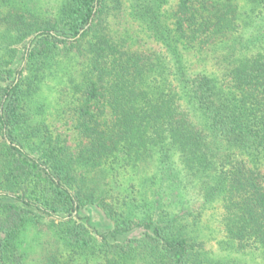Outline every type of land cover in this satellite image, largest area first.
Segmentation results:
<instances>
[{
  "label": "trees",
  "instance_id": "1",
  "mask_svg": "<svg viewBox=\"0 0 264 264\" xmlns=\"http://www.w3.org/2000/svg\"><path fill=\"white\" fill-rule=\"evenodd\" d=\"M43 2L0 0V264L28 224L56 239L43 264H264V0Z\"/></svg>",
  "mask_w": 264,
  "mask_h": 264
},
{
  "label": "rangeland",
  "instance_id": "2",
  "mask_svg": "<svg viewBox=\"0 0 264 264\" xmlns=\"http://www.w3.org/2000/svg\"><path fill=\"white\" fill-rule=\"evenodd\" d=\"M54 2L55 0H44L43 10L50 9ZM117 26L120 32V36L123 37V35L125 34V36L127 37V35L129 34L133 41H142V43L138 45L142 48V50L150 51L158 49V46L153 41L147 40L146 38L140 35L137 27L133 26V24L126 17V15L122 16L121 14ZM134 47L136 48L135 45ZM194 66L196 70L205 67L204 64L199 65L198 62L197 64L195 63ZM207 66L209 67L208 64ZM63 88L64 83L62 80H59L57 78L49 80L42 88L40 99L46 103L45 111L48 114H52V117L48 119L52 128L56 131V133H59L62 138L66 140V147H69L71 150L74 151L81 140L76 131L73 129L72 123H65L64 120H60L61 117L59 118L53 113L59 110V108L56 107L55 102L58 100V97H60L61 90ZM196 206H198V203L193 207L195 208ZM219 211L220 210L218 209V207H213L212 209L206 210L202 218V225H206L210 229V231H213V234L211 233L210 235V238L212 239H208L209 242L207 243V248H210L216 254L218 253L216 240L220 239L219 235H216V230L219 228L217 224ZM84 214L91 215L92 220L96 223V225H98L97 228H105L106 224L108 223L100 211L90 209L88 211H84ZM18 236V245L26 257L25 264H43L45 258L50 255L51 251L57 248L56 239L51 231L35 227L32 224H28L19 233Z\"/></svg>",
  "mask_w": 264,
  "mask_h": 264
}]
</instances>
